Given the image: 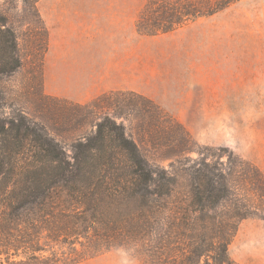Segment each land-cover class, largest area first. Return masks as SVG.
Masks as SVG:
<instances>
[{
  "label": "rangeland",
  "instance_id": "rangeland-1",
  "mask_svg": "<svg viewBox=\"0 0 264 264\" xmlns=\"http://www.w3.org/2000/svg\"><path fill=\"white\" fill-rule=\"evenodd\" d=\"M152 1L0 0L21 61L0 82L3 114L23 116L67 155L107 115L124 126L150 164L177 174L182 188L197 185L203 163L210 165L226 177L233 202L245 200L257 214L238 223L230 259L264 264V200L258 196L264 185V0H231L212 16L147 36L136 26L148 25ZM125 54L133 88L142 93L96 94L102 76L110 85L121 83ZM108 94V100L91 106ZM137 96L189 134L188 149L167 120L159 122L153 138L146 136ZM67 252L52 244L36 257L53 259L57 253L64 259ZM150 258L137 244L78 264H152Z\"/></svg>",
  "mask_w": 264,
  "mask_h": 264
},
{
  "label": "trees",
  "instance_id": "trees-1",
  "mask_svg": "<svg viewBox=\"0 0 264 264\" xmlns=\"http://www.w3.org/2000/svg\"><path fill=\"white\" fill-rule=\"evenodd\" d=\"M230 1L153 0L148 25L140 21L136 28L147 36L166 34ZM20 65L15 32L0 14V82ZM137 99L147 137L167 120L188 149L191 138L181 126L151 101ZM3 108L0 86V264H78L137 244L152 264H235L228 246L238 223L257 214L245 200L233 202L222 173L203 163L199 183L182 188L177 174L150 164L124 126L107 115L67 155L23 116H4ZM52 244L66 248L69 258L36 257Z\"/></svg>",
  "mask_w": 264,
  "mask_h": 264
},
{
  "label": "crops",
  "instance_id": "crops-1",
  "mask_svg": "<svg viewBox=\"0 0 264 264\" xmlns=\"http://www.w3.org/2000/svg\"><path fill=\"white\" fill-rule=\"evenodd\" d=\"M130 59V57H129ZM120 68L122 70L121 73V83L110 85L105 82V78L102 76L99 78V82L96 85L95 92L96 94H101L105 93L108 91H116V90H125V91H130V92H135V93H142L140 90H134L133 88V72H132V64L131 61H128V67H127V56L126 54L124 55L123 61L120 60ZM117 67V69L119 68ZM119 70V69H118ZM121 72V71H118Z\"/></svg>",
  "mask_w": 264,
  "mask_h": 264
}]
</instances>
